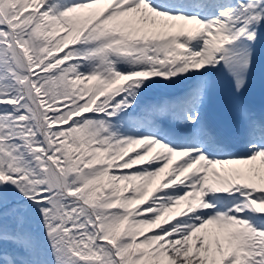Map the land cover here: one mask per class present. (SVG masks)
I'll list each match as a JSON object with an SVG mask.
<instances>
[{"label":"snow or ice","instance_id":"6c2138e0","mask_svg":"<svg viewBox=\"0 0 264 264\" xmlns=\"http://www.w3.org/2000/svg\"><path fill=\"white\" fill-rule=\"evenodd\" d=\"M257 85L264 0H0V264H264Z\"/></svg>","mask_w":264,"mask_h":264}]
</instances>
